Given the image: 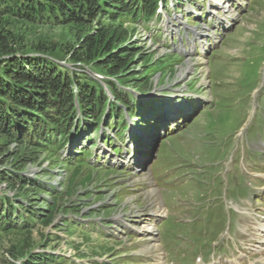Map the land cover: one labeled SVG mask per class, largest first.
Instances as JSON below:
<instances>
[{"label":"rangeland","instance_id":"374dc122","mask_svg":"<svg viewBox=\"0 0 264 264\" xmlns=\"http://www.w3.org/2000/svg\"><path fill=\"white\" fill-rule=\"evenodd\" d=\"M124 26L142 56L133 70L147 71L154 96L138 100L156 115L127 114L122 133L112 122L104 136L82 129L60 150L56 158L107 171L71 201L82 226L36 225L25 251L83 264H264V0H165ZM19 28L65 59L76 44L63 27ZM48 163L39 157L23 173L59 187L66 168ZM16 237L0 233V264H22Z\"/></svg>","mask_w":264,"mask_h":264},{"label":"trees","instance_id":"16d2710c","mask_svg":"<svg viewBox=\"0 0 264 264\" xmlns=\"http://www.w3.org/2000/svg\"><path fill=\"white\" fill-rule=\"evenodd\" d=\"M158 2L165 5V0H0V233L19 237L22 264H81L25 249L36 225H51L64 234L82 226L85 218L72 214L80 211L71 201L78 188L86 189L95 176L107 171L103 166L87 167L81 159L56 158L60 150L77 143L82 129L101 130L104 136L112 122V128L123 127L122 133L127 114L143 122L156 115L149 102L141 105L129 92L144 93L150 85L145 69L133 70L134 59L142 56L130 42L124 20L136 21L142 15L150 19ZM30 25L66 28L76 41L68 58L59 47L35 44L16 29ZM94 75L104 77L105 85ZM39 157L48 159L50 166L63 163L67 173L59 187L24 175L26 165ZM90 225L99 227L95 222Z\"/></svg>","mask_w":264,"mask_h":264},{"label":"bare ground","instance_id":"6f19581e","mask_svg":"<svg viewBox=\"0 0 264 264\" xmlns=\"http://www.w3.org/2000/svg\"><path fill=\"white\" fill-rule=\"evenodd\" d=\"M148 228H149V230H152V229H153V228H152L151 226H149V225H148ZM263 261H264V260H263ZM263 263H264V262H263Z\"/></svg>","mask_w":264,"mask_h":264}]
</instances>
